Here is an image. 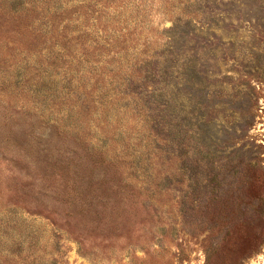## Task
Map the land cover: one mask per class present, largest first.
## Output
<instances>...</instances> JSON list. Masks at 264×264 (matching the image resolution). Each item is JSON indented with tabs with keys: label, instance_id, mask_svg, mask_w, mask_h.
Returning <instances> with one entry per match:
<instances>
[{
	"label": "rangeland",
	"instance_id": "374dc122",
	"mask_svg": "<svg viewBox=\"0 0 264 264\" xmlns=\"http://www.w3.org/2000/svg\"><path fill=\"white\" fill-rule=\"evenodd\" d=\"M0 264H264V0H0Z\"/></svg>",
	"mask_w": 264,
	"mask_h": 264
}]
</instances>
